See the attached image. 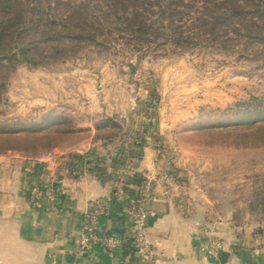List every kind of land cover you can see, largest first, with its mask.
Here are the masks:
<instances>
[{
    "label": "rangeland",
    "instance_id": "obj_1",
    "mask_svg": "<svg viewBox=\"0 0 264 264\" xmlns=\"http://www.w3.org/2000/svg\"><path fill=\"white\" fill-rule=\"evenodd\" d=\"M51 1L62 11L67 5L89 7L97 41L78 44L62 32L45 41L39 22L24 25L19 39L35 43L48 61L39 68L18 59L0 66V137L33 131V126L40 130L45 117L54 113L52 126L62 114L56 111L60 107L69 109L71 124L57 130L76 133L22 134L26 148L6 151L8 146L1 143L0 155L75 151L93 140L88 128L94 126L91 116L97 111H110L115 100H136L141 107L147 102L148 111L142 108L152 114L151 122L163 133L161 141L174 153L177 174H168L205 178L216 193L247 206L263 225L264 115L252 110L264 107V27L257 30L261 35L251 27L240 33L232 27H206L217 9L215 0ZM257 9L264 12V0ZM237 21L246 22L238 17L231 26L238 28ZM263 25L264 19L259 22ZM253 36L261 41L252 42ZM101 100L111 103L95 109L93 102L97 106ZM80 128L86 131L77 132ZM121 153L123 161L127 154Z\"/></svg>",
    "mask_w": 264,
    "mask_h": 264
},
{
    "label": "crops",
    "instance_id": "obj_2",
    "mask_svg": "<svg viewBox=\"0 0 264 264\" xmlns=\"http://www.w3.org/2000/svg\"><path fill=\"white\" fill-rule=\"evenodd\" d=\"M107 103L93 102V107ZM113 103L110 111L91 116L94 126L88 129L95 137L97 126L114 122L123 130L120 140L95 143L93 138L75 151L53 148L40 157L0 155V264H144L131 244L109 255L93 242L82 252L87 216L96 204L107 208L100 212L99 233L125 240L131 224L124 210L141 205L142 176L177 174L174 153L147 113L149 103L142 104L147 111L132 99ZM57 110L62 113L57 117L68 119V108ZM52 114L47 116L53 119ZM121 152L142 165L124 168ZM174 180L171 199L153 188L146 205L147 237L161 253L155 264H264V224L247 206L228 201L205 178ZM215 239L224 248L210 255L207 249Z\"/></svg>",
    "mask_w": 264,
    "mask_h": 264
},
{
    "label": "trees",
    "instance_id": "obj_3",
    "mask_svg": "<svg viewBox=\"0 0 264 264\" xmlns=\"http://www.w3.org/2000/svg\"><path fill=\"white\" fill-rule=\"evenodd\" d=\"M42 1L43 0H33V2H29V0H0L1 67H4L3 65L10 64L17 59L19 62H22L31 68L42 67L46 61H48L44 53L36 50L35 43L27 44L24 42L23 38L21 40L19 39L21 36L20 33L26 30L24 25L28 22L31 24H37L39 22L41 24L42 32L40 35L45 41L56 40L58 38L57 35H60L62 32L65 33L66 37L73 39L78 44L83 42L96 43L97 39L94 32H97L98 30L90 23L92 20V13L89 7H84V5L73 7L67 5V10L62 11L61 9H55L51 0H45V2ZM172 1L173 0H163L165 3H170ZM215 1L214 5L217 6V9H214L212 23L208 24L206 27H210V29L232 27L233 30L236 29V31H234L236 33H240L242 29L251 27L255 28L254 32L261 35L260 31L263 29L264 25L259 26V22L264 19V12L257 9V7L259 6V2H262V0ZM25 2L29 4H25ZM62 6L63 5H61V8ZM244 6L251 7L253 10H246ZM79 12L80 15H78ZM30 16H34L35 19L33 20ZM76 16L78 19L77 22L75 21ZM248 16L250 17L247 18ZM238 17L244 19L246 22L237 21L238 28H235V26H231L230 23ZM80 21H83V25L79 24ZM33 26L37 27L36 25ZM90 27L92 30H90ZM257 30L260 31L258 32ZM52 33L55 35L54 37L51 36ZM250 39L252 42L261 41L259 36H253L250 37ZM252 112L262 116L264 115V107L259 104L253 108ZM43 121L47 127H41L40 130L35 129L38 126H33L34 130H29L26 133H23L20 130L13 131L8 135H1L0 144L2 143L8 146L6 151H21L26 148L22 145V134H31V132L36 134L37 131L42 132V130L49 132L50 134L60 133L63 136H69L76 133V130L74 129L59 132L56 128L59 125L65 126L67 124H71L70 120L58 118L56 121H53V123L56 124L52 126L50 125L52 122L51 117L47 116ZM77 132L83 131L78 130ZM122 132L123 130L116 123L107 122L96 127L94 141L95 143L115 142L122 138ZM27 142H32V139Z\"/></svg>",
    "mask_w": 264,
    "mask_h": 264
},
{
    "label": "built area",
    "instance_id": "obj_4",
    "mask_svg": "<svg viewBox=\"0 0 264 264\" xmlns=\"http://www.w3.org/2000/svg\"><path fill=\"white\" fill-rule=\"evenodd\" d=\"M123 161L124 168L128 170L142 165L140 160L132 158L129 155H126ZM175 185L176 183L174 178L168 173H159V175L157 174L153 178H149L146 175L144 177L142 176L140 192L141 205H131L124 210L125 216L131 224V231L125 240L102 236L99 233L98 226L100 212H105L107 208L103 206L102 209V204H96L95 208L87 216V219L90 221L87 227L88 240L83 244L82 252H85L87 246L93 242L99 244L109 255H113L122 249L128 248V244H131L141 256L144 264H155L158 258H160L161 253L149 242L147 237L149 215L146 205L153 194V188L163 192L167 198L171 199L172 197L170 191L175 187ZM51 193L52 195L49 196V199L53 202L55 200V196L53 192ZM223 248L222 242L215 239L207 249V253L213 255L222 251Z\"/></svg>",
    "mask_w": 264,
    "mask_h": 264
}]
</instances>
